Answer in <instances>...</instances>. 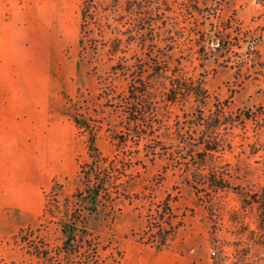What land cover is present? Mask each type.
Here are the masks:
<instances>
[{"label":"rangeland","instance_id":"374dc122","mask_svg":"<svg viewBox=\"0 0 264 264\" xmlns=\"http://www.w3.org/2000/svg\"><path fill=\"white\" fill-rule=\"evenodd\" d=\"M83 3L0 0V23L16 11L18 40H29L34 95L40 99L51 87L54 123L63 120L53 136L54 155L44 152L45 143L38 140L37 157H15L14 170L9 159L3 165L0 264H45L22 241L25 234L32 239L38 235L51 246L61 243L60 225L42 215L55 181L63 184L61 198L70 195L78 184V159L88 158L86 132L80 134L76 123L78 112L84 113V120L104 122L97 145L108 155L115 153L106 129L120 121L121 112L100 94L127 92L130 71L114 68L122 59L130 70L144 64V76L158 58L179 67L186 77L204 78L211 92L206 113L217 98L227 99L232 110L264 105V6L259 0H99L93 30L86 34L81 32ZM224 40L232 45L225 46ZM253 56L263 63L254 64ZM43 74L47 83L41 82ZM199 105L192 95L177 100L169 107L168 122L184 120ZM259 140L264 141V127L252 120L233 128V147L223 154L230 185L223 190L208 181L195 188L191 172L166 155L154 161L143 156L147 165L134 168L139 176L127 186L131 198H120L113 216L96 225L103 229L105 264H119L135 244L172 250L207 264H264V209L251 197L264 188V149L254 148ZM12 177L21 185L17 204L11 202ZM163 220L177 224L166 245L139 240L151 234L163 238L158 227H150Z\"/></svg>","mask_w":264,"mask_h":264},{"label":"trees","instance_id":"16d2710c","mask_svg":"<svg viewBox=\"0 0 264 264\" xmlns=\"http://www.w3.org/2000/svg\"><path fill=\"white\" fill-rule=\"evenodd\" d=\"M259 1L264 6V0ZM98 6L99 0H84L83 34L93 30L90 25ZM223 44L230 47L232 41L224 40ZM153 59L154 68L147 76H144V64L130 70L122 59L114 68L130 71L132 79L127 92L100 94L106 95L108 105L121 112L120 121L106 129L115 148L113 155L104 153L97 145L104 122L91 116L90 120H84V113L78 112L76 123L80 134L86 132L88 158L78 159V184L70 195L61 198L63 184L55 181L46 194L42 215H50V221L60 225L61 243L51 246L38 235L33 239L28 234L22 236L29 250L44 259L45 264H105L101 254V250L106 249L103 229H97L96 225L113 216L120 198H131L127 186L139 176L140 171L134 168L147 165L143 156L154 161L157 156L166 155L175 165L191 172L195 188L198 189V183L208 181L216 190H223L230 185L226 178L229 163L223 162V154L233 147V128L245 127L246 120L264 127V105L232 110L227 99L217 98L214 108L206 113L204 107L211 99V92L204 78L186 77L179 73V67L172 68L167 60ZM251 59L254 64L263 63L255 56ZM188 95L194 96L201 105L191 116L170 124L167 118L170 105ZM158 131L169 141L160 138ZM258 144L254 145L255 149H264V141L259 140ZM251 197L264 209V188L262 192H253ZM167 210L169 216H173L172 209L168 207ZM151 223L150 227L156 226L163 232V238L157 240V236L151 234L146 239L140 237V241L164 246L174 237L177 224L165 220Z\"/></svg>","mask_w":264,"mask_h":264},{"label":"crops","instance_id":"0c3cea01","mask_svg":"<svg viewBox=\"0 0 264 264\" xmlns=\"http://www.w3.org/2000/svg\"><path fill=\"white\" fill-rule=\"evenodd\" d=\"M18 14L13 11L9 19L0 23V205L5 203L6 175L3 165L9 159L14 170L17 156L37 157L38 140L45 143L43 151L54 155V134H58L60 124L54 123L53 92L50 87L39 99L34 95L36 74L30 69L29 40H18ZM38 77V76H37ZM47 75L41 82L47 83ZM42 154V152H41ZM46 154V153H45ZM20 181L11 178L12 204L21 202ZM38 184V183H37ZM17 192V193H16ZM119 264H207L187 255L168 249H144L140 245L132 248Z\"/></svg>","mask_w":264,"mask_h":264},{"label":"built area","instance_id":"2783aa9c","mask_svg":"<svg viewBox=\"0 0 264 264\" xmlns=\"http://www.w3.org/2000/svg\"><path fill=\"white\" fill-rule=\"evenodd\" d=\"M213 252H214V254H216V251L215 250Z\"/></svg>","mask_w":264,"mask_h":264}]
</instances>
